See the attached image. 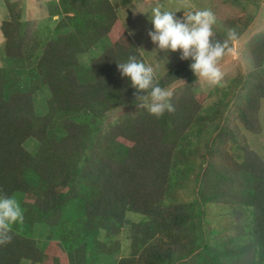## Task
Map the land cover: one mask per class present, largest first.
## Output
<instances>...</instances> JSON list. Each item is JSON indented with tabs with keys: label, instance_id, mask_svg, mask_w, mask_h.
Masks as SVG:
<instances>
[{
	"label": "trees",
	"instance_id": "trees-1",
	"mask_svg": "<svg viewBox=\"0 0 264 264\" xmlns=\"http://www.w3.org/2000/svg\"><path fill=\"white\" fill-rule=\"evenodd\" d=\"M3 1L10 19L0 27L7 60L0 67V195L24 198L23 221L11 228V242L0 244V264H96L99 255L120 251L118 236L128 214L141 219L130 222L129 250L117 264H264V163L246 145L238 144L240 163L217 166L210 161L215 141L207 142L202 160L208 163L200 165L195 199L172 200L192 173L195 139L216 116L204 114L193 95L198 77L190 61L180 60L158 79L164 88L185 86L172 95L174 111L157 118L141 110L111 123L110 115L135 107L143 94L118 70L117 63L129 56L143 58L111 3L52 1L50 16L63 17L55 36L28 43V35L16 32L20 9ZM213 39L224 42L218 33ZM98 43L102 54L83 66L79 57ZM248 56L254 72L238 116L249 132L259 134L264 38ZM45 89L46 113L38 116L34 97ZM31 139L37 143L33 154L24 147ZM209 170L215 178L206 176ZM215 204L237 219L235 233L222 241L207 218ZM34 225L56 231L60 241L39 248L29 236Z\"/></svg>",
	"mask_w": 264,
	"mask_h": 264
},
{
	"label": "rangeland",
	"instance_id": "rangeland-1",
	"mask_svg": "<svg viewBox=\"0 0 264 264\" xmlns=\"http://www.w3.org/2000/svg\"><path fill=\"white\" fill-rule=\"evenodd\" d=\"M58 0H12L17 9L21 11V25L18 27L17 35H28V43L32 39L47 41L55 36L52 32L63 17L50 16V4ZM116 10V20L125 26L135 48L140 53L145 63L158 65V79L164 77L167 71L181 59L179 52H159L156 55L154 45L151 43L147 33L152 28L148 18L151 10L159 2L167 10L177 11L178 16H182L189 11L210 10L216 18L213 25V37L218 33L223 40L227 39L230 30L235 31L236 39L229 41L232 52L227 53L218 67L223 73L220 84L199 78L193 85V95L197 97L203 106L204 114H216L215 120L207 127V131L201 137L195 139V146L192 150L196 152V158L190 164L191 175L185 181L186 188L177 189L173 196V202L189 203L195 199L196 190L201 182L202 170L201 163L205 166L208 159H204L207 151V142L214 140V152L210 161H214L217 166H223L226 160H234L236 164L241 162L237 158L239 149L238 144L246 145L251 151L255 152L264 163V99L261 101L258 121L261 132L259 134L249 132L238 116V107L241 98L251 84L250 75L254 72V66L248 56L251 46L256 43L258 38H264V0H246L239 4H232L228 0H127L124 5L123 0H108ZM10 14L3 0H0V24L9 21ZM228 26L229 24H232ZM0 25V26H1ZM226 27V33L223 31ZM228 28V29H227ZM2 33L0 31V67L6 66V51L3 44ZM103 43H98L90 51L79 57L83 66H88L98 58L103 52ZM173 93L178 95L185 89L183 84L172 85L169 87ZM45 93H37L34 97L35 112L38 116L46 113V102L49 98L47 89ZM138 109L135 107H124L109 116V121L115 123L120 117L133 115ZM25 149L32 154L35 153L37 143L28 140ZM224 157V158H223ZM235 164V165H236ZM202 172V173H201ZM206 176L215 178V172L207 171ZM19 203L22 211V193L12 195ZM222 205H211L208 207V221L210 228L215 234L216 240H224L226 235L235 233L234 221L236 216L228 214ZM140 216L128 214L126 217L125 228L118 236L120 240V251L114 252L111 256L101 254L96 264H117L119 258L124 257L129 250V227L130 222L137 223ZM231 229L226 231L228 225ZM12 225L11 228H13ZM30 237L35 239L41 249H45L49 242L60 241L58 233L52 231L44 225H34L31 229ZM123 248V249H122ZM122 249V253H121ZM124 253V254H123ZM23 264H31L29 262Z\"/></svg>",
	"mask_w": 264,
	"mask_h": 264
},
{
	"label": "clouds",
	"instance_id": "clouds-1",
	"mask_svg": "<svg viewBox=\"0 0 264 264\" xmlns=\"http://www.w3.org/2000/svg\"><path fill=\"white\" fill-rule=\"evenodd\" d=\"M177 11L167 10L159 2L148 16L152 28L147 35L156 52H179L182 61H190L189 68L195 77L211 84H220L223 73L218 67L220 60L232 52L229 41L236 39L230 30L224 42L214 41L213 25L216 18L210 10L189 11L182 16ZM122 77L130 82L137 93L135 104L157 118L165 112L174 111L171 103L172 91L158 83V65L145 63L136 56H129L123 63H117ZM23 221V211L12 196L0 195V244L10 243L11 227Z\"/></svg>",
	"mask_w": 264,
	"mask_h": 264
},
{
	"label": "crops",
	"instance_id": "crops-1",
	"mask_svg": "<svg viewBox=\"0 0 264 264\" xmlns=\"http://www.w3.org/2000/svg\"><path fill=\"white\" fill-rule=\"evenodd\" d=\"M1 25V24H0ZM1 27V26H0ZM2 40L4 41L3 35H2Z\"/></svg>",
	"mask_w": 264,
	"mask_h": 264
}]
</instances>
